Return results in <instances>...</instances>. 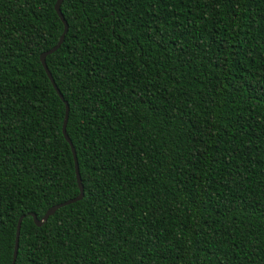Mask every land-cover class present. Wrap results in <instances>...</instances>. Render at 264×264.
<instances>
[{
  "label": "trees",
  "instance_id": "1",
  "mask_svg": "<svg viewBox=\"0 0 264 264\" xmlns=\"http://www.w3.org/2000/svg\"><path fill=\"white\" fill-rule=\"evenodd\" d=\"M0 0V264H264V0Z\"/></svg>",
  "mask_w": 264,
  "mask_h": 264
},
{
  "label": "water",
  "instance_id": "2",
  "mask_svg": "<svg viewBox=\"0 0 264 264\" xmlns=\"http://www.w3.org/2000/svg\"><path fill=\"white\" fill-rule=\"evenodd\" d=\"M61 2H62V0H55L54 5H53V10H54L55 14L57 15L58 19L60 20V22L62 24V32L59 35V37H58L57 42L55 43V45L53 47H51L49 50L44 51V52H42L39 55V62H40V65H41V67H42V69H43V71H44L47 79L49 80L52 88L54 89L56 95L58 96V98L64 104V118H63V123H62V127H61V132H62V135H63L64 140L68 143V145L70 147L71 154H72L73 165H74L75 181H76V185H77V188H78V194H77L76 197H74L72 199H69V200L64 201V202H62L60 204H56L54 206H51L50 208H48L45 211V213L43 214V216L39 220L36 219V217H35L34 214L30 213L29 214V217H31V219H32V221H33V223H34V225L36 227H40L46 221V219L49 216H51L58 208H60L62 206L69 205V204L74 203V202H77V201H79L82 198V186H81L80 178H79V175H78L77 163H76L74 149L72 148L71 143H70V141H69V139L66 136L65 131H64V126H65V122H66V117H67L66 115H67L68 107H67L66 102L63 101V98H62L61 94L59 93V91L57 90V88H56V86H55V84H54V82H53V80H52V78L50 76V73L48 72L47 67L45 65V57L47 55L53 53L60 46V44L63 41L64 35L66 33V30H67V24H66L65 20L63 19L62 15L60 13V10H59V6H60ZM21 220H22V217H19L18 220H17V223H16L12 258H11V261H10L9 264H14V261H15L16 251H17V242H18L19 226H20Z\"/></svg>",
  "mask_w": 264,
  "mask_h": 264
}]
</instances>
